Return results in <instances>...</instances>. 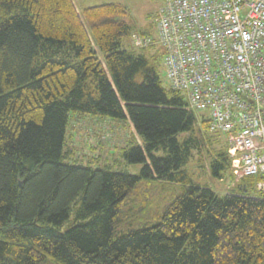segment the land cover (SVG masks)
Returning a JSON list of instances; mask_svg holds the SVG:
<instances>
[{"label":"trees","instance_id":"16d2710c","mask_svg":"<svg viewBox=\"0 0 264 264\" xmlns=\"http://www.w3.org/2000/svg\"><path fill=\"white\" fill-rule=\"evenodd\" d=\"M134 34L149 36L118 3L0 0V264H264L262 178L235 181L226 138L163 87L165 50L144 54L156 44L135 47ZM77 116L129 124L119 157L140 174L74 158ZM195 152L237 193L195 184ZM155 179L181 194L156 224L115 237L132 189Z\"/></svg>","mask_w":264,"mask_h":264},{"label":"built area","instance_id":"2783aa9c","mask_svg":"<svg viewBox=\"0 0 264 264\" xmlns=\"http://www.w3.org/2000/svg\"><path fill=\"white\" fill-rule=\"evenodd\" d=\"M157 39L170 87L226 138L235 178L261 177L264 194V0H158Z\"/></svg>","mask_w":264,"mask_h":264},{"label":"rangeland","instance_id":"374dc122","mask_svg":"<svg viewBox=\"0 0 264 264\" xmlns=\"http://www.w3.org/2000/svg\"><path fill=\"white\" fill-rule=\"evenodd\" d=\"M73 2L80 12L85 8L102 4H121L128 10L137 32L148 33L150 37L157 39L154 21L160 6L158 0H73ZM131 44L133 45L132 39ZM160 51H163L161 44L142 50L147 55H153ZM160 77L163 87L168 88L169 83L164 75V70L160 72ZM195 114L201 115L200 112H195ZM132 136L133 130L127 123L110 122L90 116H77L70 121L67 138L70 149L74 151V158L77 160L95 158L100 159V164L115 161L112 166L113 171L138 175L142 165L128 164L119 157L120 150L118 148L124 147ZM78 164L87 165L83 161H79ZM96 165L93 164L94 167ZM188 170L193 174L195 184L209 187L219 197L237 193L228 174L221 181L211 176V168L205 153L198 154L195 152L188 164ZM236 180L238 178H235ZM181 192L180 184L159 179L140 181L122 205V212L128 211L133 220L123 228L118 226L115 230V237L127 233L130 228H145L156 224L164 210Z\"/></svg>","mask_w":264,"mask_h":264}]
</instances>
